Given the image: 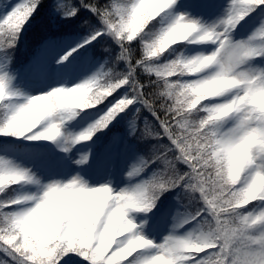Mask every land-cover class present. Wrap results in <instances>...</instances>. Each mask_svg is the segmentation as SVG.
<instances>
[{
    "label": "clouds",
    "instance_id": "1",
    "mask_svg": "<svg viewBox=\"0 0 264 264\" xmlns=\"http://www.w3.org/2000/svg\"><path fill=\"white\" fill-rule=\"evenodd\" d=\"M114 2L126 9L121 14L110 16L105 27L106 35L117 45H131L139 39L142 51L155 62L178 39L174 34L159 37L149 30V25L156 19L160 0ZM197 33L203 41L214 39L203 31ZM17 36L18 30L13 33L0 26V51L13 47ZM247 56L244 49L228 48L220 57L209 55L187 64L152 65L155 71L149 74L163 78V86L156 90L157 95L163 103H171L178 108L185 122L184 151L191 155V159L199 160L210 177L202 185L201 194L209 208L210 219L196 228V234L191 237L169 234L167 237H172L169 242L172 254L155 255L152 264H182L185 252L210 246L202 241L204 238L211 240L217 234L231 248L234 264H264V229H261L264 214L252 217L247 226L241 224L242 210L253 201H264V170L259 168L264 164V81L243 70ZM214 64L217 70L213 74L191 82L180 79L204 73ZM0 76L6 78V74ZM114 88L111 78H105L103 82L86 79L73 86H57L39 95L21 96L15 103H10L13 96L10 98L9 90L0 83V135L54 141L64 134L66 121L85 109L102 104ZM218 99L226 103L208 104ZM129 104L131 101H117L108 111L117 106L123 110ZM232 114H236L235 125L223 130L219 122ZM145 134L152 135V131L146 129ZM89 138V131L83 132L75 137V142ZM161 163L157 178L133 192L122 190L116 193L108 185L90 187L81 177H74L66 183L54 182L57 190H42L38 200L37 195L15 198L17 203L26 207L16 213L15 218L0 214V229L6 230L5 236L14 238L13 244L27 258L26 264H49L52 250L58 245L64 246L61 238L67 228L65 226L57 235L54 224L35 210L43 204L51 206L71 192L78 197L80 232L92 236L93 250L101 249L96 253L103 257L100 264H146L141 252L154 248L153 241L140 234L139 226L129 218V214L143 211L165 190L169 180L168 169L163 161ZM21 179L18 176H0V196L12 186L19 185ZM60 187L65 191L61 192ZM33 200H36L35 204ZM221 225L226 226L223 231L218 227Z\"/></svg>",
    "mask_w": 264,
    "mask_h": 264
},
{
    "label": "snow or ice",
    "instance_id": "2",
    "mask_svg": "<svg viewBox=\"0 0 264 264\" xmlns=\"http://www.w3.org/2000/svg\"><path fill=\"white\" fill-rule=\"evenodd\" d=\"M36 3H38V0H25L24 3L17 5L11 13L0 20V26L5 27L13 33H16L18 30L19 34L20 29L27 22L31 13L35 10ZM176 3L177 0H160V5L156 13V19L161 17L166 10L171 8ZM81 4L83 7L88 8L89 11L92 12V14L96 17L98 24L88 25L87 37L80 43L76 44L74 48H71L68 52H66L64 56H61L59 58L60 61L65 60L71 52L76 50V48H81L84 44H89L97 37H103L106 34L105 27L109 24L108 18L126 11V9H123L119 5L115 4L114 0H108L105 4H99L96 0H91L89 3H84V0H81ZM255 5H264V0H230L226 19L220 21L211 30L203 31L211 34L214 36V39L219 41L218 46L220 50L211 56L220 57L221 54H224L225 50L228 48L244 49L248 53L247 57L253 55L252 50L246 46V43H233L231 41L230 32ZM60 11H62L65 16H72L75 15L77 9L71 7L70 0H66V3L60 6ZM153 27L155 28V25H153ZM199 31H201L200 22L190 19L188 16L182 14L176 17L168 28L156 34L159 37H165L170 34L177 35L178 39L174 41L170 47L173 48V46L178 42L188 41L189 38L193 37L194 33ZM186 33L188 34L187 37L185 36ZM258 34L264 36V23L261 24ZM201 41L203 40L200 39V41L197 42ZM173 51H175V49H173ZM204 57L207 56H200L192 60H185L183 57H179L169 63H159V61L153 62L147 58L143 51L139 56L132 55L131 45L124 43L119 45V52L116 54L115 60L124 61L127 66V70L116 72L102 66L101 69H98L90 78L98 79L101 82H103L105 78H111L112 83L115 85L114 91L122 86L128 85L131 89L129 93L131 98L125 97L119 99L118 101H131V104L134 101L139 102L152 114L154 120V130L152 131V135L158 137L157 143L160 144L159 149L150 154L149 160H141L137 164L133 165L127 175L129 177H135L143 170L144 167L147 166V164L152 161H156L159 165H161V167H158L157 170L147 179L139 180L133 186L125 189L124 191H138L150 184L157 178L162 168L161 162L163 161V164L167 166V174L169 176L165 190L180 187L186 189V193L184 194L187 195V199L189 201L198 200L201 202L197 206L193 207L191 211L186 210L183 213L178 214L176 217L177 223L175 224V227L177 228L184 224L193 223L196 225V228H198L202 223L210 219L209 208L207 204L203 202V197L201 195L203 193L202 185L206 183L207 179H210V177L204 172L203 166L199 160L191 159V155L184 151L182 142L184 138L183 131L185 122L181 119L179 114L180 110L178 108H174L171 103H163L162 99L157 95L156 90L163 86V78L155 75L156 78L152 79L150 75L148 83L144 84L136 79V72L138 69H143L148 73L155 71L152 67L153 63L170 65L175 62L176 64H187L189 62H194L197 59H203ZM160 58L170 59L171 53H169L168 57L162 56ZM112 63L114 64L115 61H112ZM203 66L204 65H202V67ZM255 76L261 81H264V73H260ZM193 77H195L194 80H199L202 76H188L181 77L180 79L182 82H191L193 81V79H191ZM0 83H3L5 88L9 90V97L11 98L14 94L10 91L9 84L4 76H0ZM116 102L117 101H114L109 107L116 105ZM218 103H226V101L216 100L208 102L209 105ZM109 107L104 114L99 117L92 128L89 129L90 135L92 131L103 128L117 113L122 111L120 106H117L109 112ZM220 122L227 123L225 119ZM160 140H164L166 142L160 143ZM186 156L188 157L187 159L185 158ZM166 157H174V159L168 160ZM86 158L87 156L85 154L81 157V160L78 161V163H83ZM177 161H181L186 166V169H177ZM259 168L264 170V164L259 165ZM0 176L21 177L22 179L20 184L24 182H33V178L30 176L29 171L12 167L9 162L4 160H0ZM73 183H75V181H73ZM57 187V185L51 184L43 190L55 192ZM68 187L70 188L71 185ZM60 191L64 192L65 189L60 187ZM195 193H199V196H195ZM36 199L38 200L40 197L38 196ZM253 202L251 204H253ZM32 203L35 204L36 200H33ZM155 203L156 200H154L153 203L148 204L143 211L147 213L154 207ZM77 204L78 197L71 192H68L65 197H62L51 206L43 204L35 210L41 216L45 217L47 221L54 224L57 235L60 231L65 229V226L67 228L65 235L61 238L64 246L61 248V246L58 245L56 249L52 250L49 264H59V260L69 253H76L86 258L90 261V264H100V261L103 259L102 256L98 257L96 255L97 252H101L100 248H96L95 250L92 249V236L90 234L80 232L81 223L78 219L80 209L77 207ZM248 206L242 210L241 224L243 226H247L250 219L255 215L264 214V208L260 207L259 204L255 205V208L258 209V211L253 212L247 211ZM25 207V204L17 203L15 198L7 199L0 202V214H6L8 217L15 218V214ZM36 227H39V225H36ZM218 227L220 231H223L226 226L221 225ZM5 231V229H0V250L5 251L14 260L18 261V264H26L27 258L20 251L19 247L14 246V238H9L4 235ZM140 234L143 235L142 232H140ZM187 235L189 237L192 236L191 233ZM77 237H80V239H77ZM171 239V236L165 237L164 243L158 246L153 242L154 247H159L160 249V254L156 256H170L172 254V250L169 246ZM202 242L207 243L210 246L185 252L183 256L184 264H234L232 250L227 241L223 237L219 236V234L211 240L204 238ZM156 256L148 259L146 264H152ZM186 257L187 259H185ZM105 264H107V262H105Z\"/></svg>",
    "mask_w": 264,
    "mask_h": 264
},
{
    "label": "rangeland",
    "instance_id": "3",
    "mask_svg": "<svg viewBox=\"0 0 264 264\" xmlns=\"http://www.w3.org/2000/svg\"><path fill=\"white\" fill-rule=\"evenodd\" d=\"M24 2L25 0H0V20L11 13L17 5ZM229 4L230 0H177L176 4L162 14L161 20L158 18L160 25L156 24L155 28L153 27L150 30L156 33H158L157 30L162 32L171 25L176 17L182 14L188 16L190 19L199 21L201 31L211 30L220 21L226 19ZM246 15L231 30L230 37L233 43L244 42L252 50L253 55L245 58L242 68L249 74L258 75L264 73V36L258 34L261 24L264 23V12L257 13L253 17L249 16L248 20V16ZM189 40L192 42L191 46L184 49L181 53V57L185 60L213 55L220 50L218 46L219 41L216 39L197 42L200 41L198 33H194L193 37L189 38ZM81 41L83 39L78 37L67 38L58 44L47 41L41 48L37 60L28 66H24L23 70H10L7 60L0 56V75L6 74L10 91L14 94L10 103H15L21 96L39 95L57 86H73L86 79H90L102 66L99 60L89 59L88 53L79 54V60H77L80 66L78 67H75L74 64L76 63L72 58H66L63 61L59 60L61 56H64L66 52L74 48ZM159 62L169 63L172 60L165 59L162 62L160 58ZM216 70L217 65L214 64L206 68L204 73L197 74V76L210 75ZM191 79L194 80L195 77ZM108 107L109 105L96 112H91L81 117L75 116L66 121L63 129L64 134L54 141L0 135V137L6 140L13 139L17 142L20 140L25 144L27 143L22 150L18 151L11 148L18 147L16 146L18 143L16 144L12 141H8L7 146L9 147H0V160L9 162L12 167L29 171L30 176L33 178L32 183L24 182L19 184V198L33 195L38 196L48 185L54 182L66 183L74 177L83 178L90 187L108 185L112 187L114 192L119 193L122 190L130 188L139 180L147 179L151 175L149 170H142L135 177L127 175L131 167L143 159L134 153L129 145L124 144L122 135L120 134L112 136L99 157L94 156L92 150L93 144L88 139L78 143L75 142V137L89 131ZM225 121L227 123L219 122V126L223 130L231 129L236 123V114L225 118ZM134 128V120L127 121L126 135L128 137ZM32 141H40L50 146L54 157L50 159L46 156L43 150L40 149L42 147L29 145L28 143ZM85 154L87 158L84 162L78 163ZM258 164L259 161L257 162V166ZM181 189L179 187V191ZM10 193L8 191L0 198L7 199ZM13 198L15 197L12 195ZM1 201L4 200L0 199ZM257 204L264 208V201L257 200L248 206L251 208L249 212L258 211L255 208ZM183 212L184 210L180 201L177 197H173L158 212H152L151 209L147 213L144 211H133L129 214V218L133 219L139 226L138 230L146 238L151 239L158 246L164 243L165 237L169 234H196V225L194 223L184 224L179 228L175 227L177 223L176 217ZM261 229H264V226H261ZM1 251L6 260H11L13 264H18V261L14 260L5 251ZM69 254L70 256L67 254L62 258L61 264L66 262L71 263L73 260L70 258L73 255L80 258V260L86 259L84 257L81 258L76 253ZM158 254H160L159 247L145 249L141 252V258L146 261ZM0 264L6 263L2 261Z\"/></svg>",
    "mask_w": 264,
    "mask_h": 264
},
{
    "label": "trees",
    "instance_id": "4",
    "mask_svg": "<svg viewBox=\"0 0 264 264\" xmlns=\"http://www.w3.org/2000/svg\"><path fill=\"white\" fill-rule=\"evenodd\" d=\"M89 2H91V0H84V3ZM96 2L99 4H105L108 0H96ZM65 3L66 0H38L35 10L31 13L27 22L20 29L14 46L4 51H0V56L7 60L10 70H23L24 66L34 63L40 54L41 48L47 41L58 44L71 37H78L84 40L88 35V25L98 24V21L92 12L89 11L88 8L82 6L81 0H70L71 7L77 9L75 15L72 16H65L62 11H60V6ZM263 11L264 5H255L249 10L246 16H251L257 12ZM159 20H161L160 17ZM159 20L158 18L154 20L152 24L149 25V30L153 28V25L157 24L159 26ZM157 31L159 33V30ZM191 43L192 42L190 40L178 42L173 46V48H170L166 53H164L163 56L168 57L169 53H171V58L169 60L174 61L181 57L182 51L191 46ZM173 49H175V51H173ZM118 52L119 45H117L109 36L105 34L103 37H97L89 44H84L81 48H76V50L71 52L67 58H72V60L76 63L74 64L75 67H78L80 66L78 62L80 56L79 54L88 53L89 59L99 60L101 66L104 68L112 69L116 72L126 71L127 66L124 61L115 60ZM141 52L142 45L140 40L137 39L131 43V54L139 56ZM159 60L160 58L157 59V61ZM112 61H115V63L113 64ZM164 61L165 59H162V62ZM149 77L150 74L143 69H138L136 72V79L141 83L147 84ZM151 78L155 79V74H151ZM170 79L174 80L175 77H171ZM130 90L131 89L128 85L122 86L108 96L102 104H98L94 108L85 109L77 116L81 117L82 115L104 109L107 105L110 106L114 101H118L121 98H131L129 96ZM129 120H134L135 128L128 137L126 135V123ZM146 129L148 131L154 130L153 116L146 107L139 102L134 101L132 104L127 105L122 111L117 113L103 128L92 131L88 140L93 144L92 149L94 156H98L105 149L106 144L111 140L112 136L114 134H120L122 135L124 143L129 145L136 154H138L143 160H149L150 154L159 149L160 144L157 143V136L145 134ZM8 141H12L16 144L18 143V145H16L18 147H11L17 151L20 149L22 150L24 145H27V143L25 144L20 140L17 142L13 139L6 140L0 137V147H9L7 146ZM165 142L166 141L164 140H160V143ZM28 144L31 146L34 145L42 147L40 149L43 150V153L46 156L50 159L54 157L52 148L47 146L45 143L32 141ZM158 167H161V165H159L156 161H152L147 164L143 170H149L152 175ZM176 167L179 170L186 169V166L181 161L176 162ZM18 189L19 185H14L12 188L8 189L11 193L10 196H7V199H12V195L15 198H19ZM184 193H186V190L182 188L179 191V187L162 191L159 198L156 200L154 207L151 209L152 212L162 210L166 202L173 197L178 198L184 211H191L193 207L201 203L198 200L189 201L187 199V195ZM194 195L197 197L199 196L198 193ZM0 199L7 200L6 198ZM250 209L251 208L248 207L247 211ZM2 253L3 252L0 250V263L5 261L6 264H13L11 260H6ZM68 255L70 256V254ZM80 257L82 258V256ZM70 259L73 261L67 264H90V261L87 259L80 260V258H77L75 255H73ZM61 260L62 259L59 260V264H61Z\"/></svg>",
    "mask_w": 264,
    "mask_h": 264
}]
</instances>
